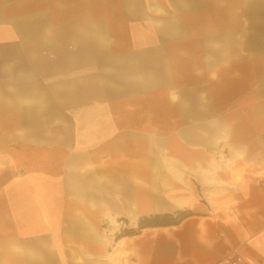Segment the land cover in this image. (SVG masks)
Instances as JSON below:
<instances>
[{"label":"crops","instance_id":"obj_1","mask_svg":"<svg viewBox=\"0 0 264 264\" xmlns=\"http://www.w3.org/2000/svg\"><path fill=\"white\" fill-rule=\"evenodd\" d=\"M205 2L0 0V264H264V0Z\"/></svg>","mask_w":264,"mask_h":264},{"label":"trees","instance_id":"obj_2","mask_svg":"<svg viewBox=\"0 0 264 264\" xmlns=\"http://www.w3.org/2000/svg\"><path fill=\"white\" fill-rule=\"evenodd\" d=\"M190 215V212L187 211H178L174 214L164 213V214H155L149 217H143L139 219L137 226L138 229L148 227V226H157V225H171L180 222L182 219ZM125 234L134 232L133 229L125 231Z\"/></svg>","mask_w":264,"mask_h":264},{"label":"rangeland","instance_id":"obj_3","mask_svg":"<svg viewBox=\"0 0 264 264\" xmlns=\"http://www.w3.org/2000/svg\"><path fill=\"white\" fill-rule=\"evenodd\" d=\"M104 1H144V0H104ZM158 1H176V0H158ZM191 1H203V0H191ZM108 3H110V2H108ZM204 3H206L205 0H204ZM105 8H108L110 10L111 6H105ZM200 9H201V15L207 14V11H206L207 6H205V5L200 6ZM251 41H252V39H237V40L235 39L234 44L237 45V43L239 42V45H243V44H246L247 42H251Z\"/></svg>","mask_w":264,"mask_h":264},{"label":"built area","instance_id":"obj_4","mask_svg":"<svg viewBox=\"0 0 264 264\" xmlns=\"http://www.w3.org/2000/svg\"><path fill=\"white\" fill-rule=\"evenodd\" d=\"M239 263V259H235L233 261H231V264H238Z\"/></svg>","mask_w":264,"mask_h":264}]
</instances>
